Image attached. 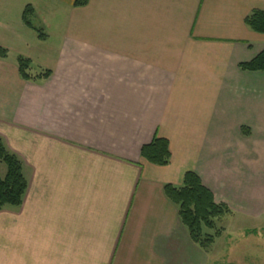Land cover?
Wrapping results in <instances>:
<instances>
[{
  "label": "crops",
  "instance_id": "crops-1",
  "mask_svg": "<svg viewBox=\"0 0 264 264\" xmlns=\"http://www.w3.org/2000/svg\"><path fill=\"white\" fill-rule=\"evenodd\" d=\"M82 1L0 0V138L28 180L0 211V264H208L165 185L193 171L264 217V71L240 66L264 0ZM19 56L50 76L23 79ZM156 134L168 165L142 156Z\"/></svg>",
  "mask_w": 264,
  "mask_h": 264
},
{
  "label": "trees",
  "instance_id": "trees-1",
  "mask_svg": "<svg viewBox=\"0 0 264 264\" xmlns=\"http://www.w3.org/2000/svg\"><path fill=\"white\" fill-rule=\"evenodd\" d=\"M76 5L84 4L76 0ZM34 9L27 5L23 19L26 24L34 28L41 38L46 37L43 28L32 24ZM246 24L258 33H264V10H253L245 19ZM8 50L0 46V57L6 58ZM19 72L23 79L40 80L48 78L50 70H42L38 74L32 72L33 61L24 56L17 59ZM244 70L264 71V49L254 59L242 63ZM142 156L157 165H168L171 159L169 140L155 135L149 144L142 147ZM0 163L5 164L6 173L0 172V211L6 207H18L28 188V180L23 172L22 161L18 155L8 149L0 138ZM166 194L179 206V215L187 226L191 239L204 250L211 249L215 239L222 235L224 229L217 227V221L232 213L226 203L216 202L214 193L206 187L201 178L193 171H188L184 183L180 187L172 184L165 185Z\"/></svg>",
  "mask_w": 264,
  "mask_h": 264
},
{
  "label": "rangeland",
  "instance_id": "rangeland-1",
  "mask_svg": "<svg viewBox=\"0 0 264 264\" xmlns=\"http://www.w3.org/2000/svg\"><path fill=\"white\" fill-rule=\"evenodd\" d=\"M5 169V164L0 163L2 175ZM217 227L224 230L215 239L204 263L264 264V217L243 220L231 213L217 221Z\"/></svg>",
  "mask_w": 264,
  "mask_h": 264
}]
</instances>
